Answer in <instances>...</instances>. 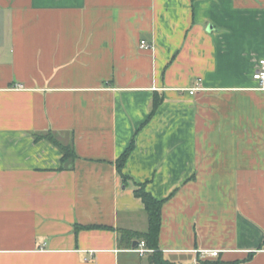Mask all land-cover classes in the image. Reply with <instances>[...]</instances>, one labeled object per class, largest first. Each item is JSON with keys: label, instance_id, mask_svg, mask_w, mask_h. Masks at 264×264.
Masks as SVG:
<instances>
[{"label": "crops", "instance_id": "1", "mask_svg": "<svg viewBox=\"0 0 264 264\" xmlns=\"http://www.w3.org/2000/svg\"><path fill=\"white\" fill-rule=\"evenodd\" d=\"M262 59L264 0H0V264H153L133 181L170 260L264 264Z\"/></svg>", "mask_w": 264, "mask_h": 264}, {"label": "trees", "instance_id": "2", "mask_svg": "<svg viewBox=\"0 0 264 264\" xmlns=\"http://www.w3.org/2000/svg\"><path fill=\"white\" fill-rule=\"evenodd\" d=\"M163 97H160L156 92L152 101L153 113L157 110ZM152 113V114H153ZM36 139H48L55 145H57L63 152L62 167H68L74 164L78 154L76 153L74 139L70 141H64L59 132L49 130L48 132H40L35 134ZM135 147V140H132L130 146L124 151V153L117 160L118 172L121 175L123 182L129 184L131 177L124 172V165ZM135 195L140 197L145 205V210L148 215V229L143 233L130 232L128 230H119L120 240H129L132 237L138 238L140 241H145L146 246L151 249L149 260L153 264H179L165 256L159 246V235L162 227V207L165 199H159L154 196L148 189L146 182L133 181ZM132 240V239H131ZM130 241V240H129ZM133 240L131 241V243ZM130 245V244H129ZM216 261L199 259L197 264H216Z\"/></svg>", "mask_w": 264, "mask_h": 264}, {"label": "built area", "instance_id": "3", "mask_svg": "<svg viewBox=\"0 0 264 264\" xmlns=\"http://www.w3.org/2000/svg\"><path fill=\"white\" fill-rule=\"evenodd\" d=\"M141 46L145 47V48H151L152 45L149 44L146 40H142L141 41ZM253 79L257 82V88L259 89H264V59L260 60L259 65L257 67V69L255 70L254 74H253ZM21 87V86H19ZM203 87L200 86V83H197V85L195 87H191L189 88V92L191 94H194L197 90L202 89ZM135 250L137 252H139L141 255L145 254L148 251H151V249H149L146 246L145 241H141L139 243V246L135 248ZM201 254L203 257H208V256H218L219 255V250H203L201 251Z\"/></svg>", "mask_w": 264, "mask_h": 264}, {"label": "rangeland", "instance_id": "4", "mask_svg": "<svg viewBox=\"0 0 264 264\" xmlns=\"http://www.w3.org/2000/svg\"><path fill=\"white\" fill-rule=\"evenodd\" d=\"M142 47V46H141ZM142 48H145V47H142Z\"/></svg>", "mask_w": 264, "mask_h": 264}]
</instances>
